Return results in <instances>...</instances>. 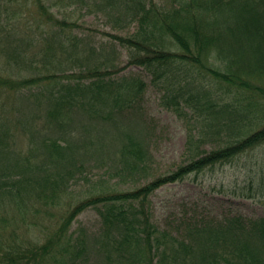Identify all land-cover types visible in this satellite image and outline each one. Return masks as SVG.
Here are the masks:
<instances>
[{
	"label": "trees",
	"instance_id": "obj_1",
	"mask_svg": "<svg viewBox=\"0 0 264 264\" xmlns=\"http://www.w3.org/2000/svg\"><path fill=\"white\" fill-rule=\"evenodd\" d=\"M124 2L125 16L138 26L128 36H113L127 48L128 64L144 67L162 91L160 104L187 117L192 126L193 121L188 154L175 168L151 178L150 120L142 112L146 126L137 128L128 117L143 108L147 81L139 76H118L104 62L44 77L0 76V86L11 92L31 90L27 99L39 108L37 126L32 122L27 129L25 120L0 124V213L14 218L19 210L34 216L36 203L60 205L69 181L80 174L86 179L87 150L93 145L104 149L89 133L100 130L96 139L103 140V134L113 133V123L123 139L111 151L108 170L118 180L77 199L45 242L20 237L0 214V264H90L92 252L104 264H264V216L193 218L183 211L174 232L154 222L151 204L160 188L232 163L264 144V0ZM35 4L44 17L37 28L46 34L48 23L61 29L72 25L43 0ZM56 37H50L48 51L65 45ZM81 44L73 41L72 52ZM22 139L26 148L18 144ZM36 152L46 157L47 166L33 165ZM259 161L258 188L250 183L251 197L264 189V156ZM50 166L57 169L50 171ZM120 183L132 186L122 189ZM91 206L98 209L100 230L93 237L84 230L70 233L75 218Z\"/></svg>",
	"mask_w": 264,
	"mask_h": 264
},
{
	"label": "rangeland",
	"instance_id": "obj_2",
	"mask_svg": "<svg viewBox=\"0 0 264 264\" xmlns=\"http://www.w3.org/2000/svg\"><path fill=\"white\" fill-rule=\"evenodd\" d=\"M49 5V10L55 12L57 17L67 19L71 26L52 27L50 31L38 29L39 21H44L41 10L35 4L36 0H0V76L16 75V77L46 76L51 73H69L72 68L87 67L95 63L104 62L115 71L118 76L128 75L141 77L147 81V88L143 95L142 111L134 112L128 117L136 121L135 127L144 128L141 114L145 120H150L149 149L152 157V176L175 168L182 163L188 154L187 140L189 133L194 128L176 112L160 104L162 91L151 82V77L144 67L129 65V53L126 47L119 43L113 35L128 36L136 30L137 21H129L125 16V0H43ZM3 2H6L3 4ZM11 6L7 10L5 6ZM117 21V17H121ZM125 16V18H124ZM34 22V26H33ZM45 24L46 21L44 22ZM33 26V27H32ZM56 35L62 38L64 46L54 50H47L50 37ZM56 39H59L57 38ZM61 40V39H60ZM73 41L80 46H75L77 51L72 52ZM75 57L78 62H74ZM104 66V65H102ZM21 91V92H19ZM29 89L11 92L5 86H0V124H15L16 121L25 120L27 129L36 122L35 114L39 111L31 99H27ZM33 122V123H32ZM130 123V122H129ZM144 124V125H143ZM26 125V124H25ZM24 125V126H25ZM36 125V123H35ZM38 125V124H37ZM36 125V126H37ZM18 126H22L18 123ZM133 126V128H135ZM45 127V125H44ZM109 127L113 133L103 134L102 139H96L99 132L89 133L97 142H101L103 150H95L91 146L85 155V177L81 174L69 181L68 195L62 198L63 203L54 207L38 206L37 213L24 215L15 210L14 218L7 214H0L13 222L21 236L45 242L48 235L52 234L61 223L63 214L68 208L75 205L77 199L93 195L113 186L118 180L108 174L109 166L114 156L111 151L117 150L122 143L121 134L117 133V125L112 123ZM127 127V126H126ZM125 127V128H126ZM197 127V126H196ZM26 128L23 127L25 130ZM49 131H44L47 134ZM24 146V140L18 143ZM211 143L206 145L210 149ZM99 146V147H100ZM98 147V146H97ZM80 151H85L81 148ZM264 156V144L255 150L240 155L232 163L218 165L199 175H190L185 180L169 184L160 188L151 196L153 220L159 227L178 230L182 213L188 216H215L241 214L247 217L264 216V189L249 196L250 183L256 184L260 178V159ZM33 165L47 166V159L38 152L32 156ZM50 171L57 167L50 166ZM107 171V172H106ZM89 180L87 182L86 180ZM101 180V181H100ZM145 181V180H144ZM104 182V183H103ZM253 182V183H254ZM130 183H120L118 187L130 188ZM254 191V192H255ZM37 200L35 199V202ZM33 202V201H32ZM31 208V206L28 205ZM41 209V210H39ZM40 211V212H39ZM182 211V212H181ZM184 211V212H183ZM11 212H14L11 210ZM64 216V215H63ZM190 220V219H189ZM101 228L98 209L91 206L81 212L72 222L69 232L75 236L84 230L86 235L93 237ZM0 231L4 232L0 224ZM90 264H104L92 252Z\"/></svg>",
	"mask_w": 264,
	"mask_h": 264
}]
</instances>
